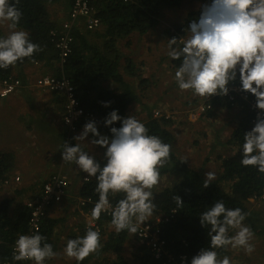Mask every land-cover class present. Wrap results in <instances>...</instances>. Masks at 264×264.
<instances>
[{
	"label": "trees",
	"instance_id": "1",
	"mask_svg": "<svg viewBox=\"0 0 264 264\" xmlns=\"http://www.w3.org/2000/svg\"><path fill=\"white\" fill-rule=\"evenodd\" d=\"M185 1L187 0H106L99 4L97 3V8L99 9L98 16L102 22L101 29H98V31L73 29L71 54L66 59L62 68H60L59 51L51 34L52 32L59 34L62 23L53 20L49 10L59 0H20L17 7L22 12V18L18 29L26 31L29 34L30 40L40 46L41 51L35 53L30 58H24L23 61L17 62L14 66L0 69V82L8 78L21 79L23 88L27 85L25 78L27 75L24 71L26 67H33L36 64L41 65V69L51 67L54 70L55 77H65L70 81L74 87L75 96L85 113L95 117L94 122L100 134L111 138L110 127L104 123L108 115L112 111H117L122 118H127L130 116L134 103L138 101L132 84L126 81L124 73H122L121 62L124 60V62L128 63L124 72L131 71V75H133L132 71H134L135 65L139 62L140 66L145 64L141 60L135 61L131 57L122 55L118 49L119 47H117L120 43L119 41L129 39V41L127 40V46H130V38L133 36L145 37L152 32L156 33L157 30L161 32L159 36L161 37V43L163 42V49L164 47L165 49L168 48V40L172 38L182 39V41L187 39L188 35H190L187 28L193 20H196L200 16L201 10L185 13L183 22L180 24L174 23L173 20H167V17H165V11H178ZM11 2L15 3V0H11ZM72 3L73 0H68V3L65 4L68 11L71 10ZM92 32L95 33L93 34ZM182 46L183 43L181 45L177 43L173 47ZM167 51H169V48ZM148 52L151 54L153 51L151 48H148ZM166 58L167 55L160 60L159 66L166 61ZM181 63L182 60L172 59L170 66L174 70H177L181 66ZM240 83L238 72L235 84ZM151 86L154 85L149 80H144L140 77L139 89L141 92ZM49 94L53 96L58 104L62 105L65 102V97H61L54 92H50ZM200 98L199 100L202 101L206 97ZM104 104H109V106L105 107ZM197 104L198 100H195L193 106ZM225 107L228 108V106ZM222 108V105L220 106L216 102L213 104L212 109L202 116L203 120L209 121L208 125L211 127L213 125L219 126L217 117H222V114H219V110ZM241 116L238 127L231 132L229 140L224 142L231 154L217 157L221 163L220 175L215 181H211V184L207 188L203 185L205 181L203 175L177 156L174 149V136L163 125L162 122L164 121L151 119L143 123L148 129L149 135L157 136L164 143L171 145L169 161L159 170L160 177L165 175L178 176V181L173 186L153 191V202L156 205V209L151 217L157 215L162 220H168V222H162L158 226L160 231L159 238L165 243L163 251L157 258V253L154 252L152 247L146 243H141L136 249V254L133 256V262L130 263L129 260L120 256V252L127 240L134 238L137 243L139 242L136 238V233L131 234L127 230L120 233H117L115 230L108 232L105 227L108 224L111 225L112 209L102 212L99 220L91 218V210L98 201L99 194L95 191L97 187L96 178L88 177V181H84V179L78 180L80 186L76 195L85 202V205L80 209L88 214L90 220L95 223V227H91L84 222L81 225L82 230L80 234L69 236L67 241L83 237L87 230L91 228L92 230H99L101 248L97 253L91 254L85 260L79 262L74 260L73 263L89 264L93 259L97 260L100 258L101 254H107L108 257L106 255L104 257L105 264H179L182 262L191 264L194 256L198 255L202 249L210 246L209 229L201 225L199 216L220 200L224 202L226 208H240L247 214L244 221L245 225L249 226L254 234L263 235L261 231L263 213L259 210L250 209L248 205L251 199L255 200L256 203L259 201L264 202V174L259 173L256 167H245L241 164L244 134L251 131L255 125L251 124L249 115L241 114ZM82 126L83 123H78L76 126L77 131ZM121 126V122L112 125V127L116 128ZM60 135L64 141L69 136L68 145L76 146L77 142L74 137L77 134L75 132L71 135L67 131H63ZM91 138L94 139L95 137L91 135ZM218 138H220V135ZM224 144L217 143L219 147H222ZM81 147L88 153L82 145ZM98 147L103 150L106 149ZM93 157L102 167L107 163L106 158ZM13 163L14 155L12 153L0 154V184L7 181L9 175L13 173ZM57 173L54 172L45 177L48 179L51 175ZM83 173L80 178L83 176L87 177V174ZM76 177L78 178V175ZM47 179H43L42 181ZM30 190L32 192L31 198L38 197V193L36 192L38 189L33 188ZM27 191L21 188L14 192L16 196H22ZM177 195L182 198L183 207L176 205L173 197ZM123 196V193L109 194V201L113 208ZM77 197L70 198L68 202L70 204L76 203L74 198ZM15 200L16 198L12 197L3 199L0 202V264L6 262L12 264H31L33 261L14 262L12 258L10 246L20 235H24L28 231V220L30 217L29 209L25 205L14 209ZM63 222L64 219L62 218L55 219L47 216L42 220L41 229L37 233L47 238L45 242L51 244L56 253L59 251L60 242L55 234V230ZM143 224H151V220L145 221ZM229 235L231 236L233 233L231 232ZM217 251L221 258L225 255L229 258L233 257L230 246L227 250ZM110 253L118 254L117 258L111 259L109 257Z\"/></svg>",
	"mask_w": 264,
	"mask_h": 264
},
{
	"label": "clouds",
	"instance_id": "2",
	"mask_svg": "<svg viewBox=\"0 0 264 264\" xmlns=\"http://www.w3.org/2000/svg\"><path fill=\"white\" fill-rule=\"evenodd\" d=\"M19 2L0 0V24L7 23L11 30L6 37H0V69L14 66L41 51L26 31L18 30L22 18L17 7ZM187 31L190 35L181 42L182 47H173L180 40H168V55L173 60H182L175 72L179 89L199 97L227 96L228 86L239 72L242 91L256 97L255 107L260 110L254 128L244 134L241 164L256 167L264 174V0H212L201 5L200 16L189 24ZM117 122L122 126L112 127ZM104 123L110 127L111 138L101 135L96 123L90 121L74 137L76 146L65 142L62 159L75 163L87 174L85 179L97 180L95 191L99 199L91 210V218L99 220L102 212L112 209L111 225L115 231L135 234L156 209L152 190L159 184V170L169 161L171 145L149 135L146 126L132 115L122 118L117 111H112ZM90 133L95 137L91 141L93 145L106 148L107 163L103 167L78 143L85 141ZM11 177L14 178L10 174L8 180ZM213 179V172L206 173L204 187ZM110 193L124 194L114 208L109 201ZM173 199L178 207H183L179 195ZM246 216L240 208H226L222 200L205 210L199 218L201 225L209 229L210 246L194 256L191 264H231L227 255L221 258L217 251L227 250L229 246L252 254L254 232L245 225ZM153 218L151 222L161 217ZM230 230H235V234L230 236ZM46 239L40 234L20 235L15 242L13 260L44 264L55 258L58 253ZM100 239L99 230L89 228L83 237L68 240L64 253L78 262L83 261L99 251Z\"/></svg>",
	"mask_w": 264,
	"mask_h": 264
},
{
	"label": "rangeland",
	"instance_id": "3",
	"mask_svg": "<svg viewBox=\"0 0 264 264\" xmlns=\"http://www.w3.org/2000/svg\"><path fill=\"white\" fill-rule=\"evenodd\" d=\"M211 2L212 1L209 0H187L182 4V7L178 9V11H165V17H167V20H173L174 23L180 24L183 22V16L185 13L190 11H200L201 5L210 4ZM58 5V3L55 4V6ZM53 6L54 4L51 7ZM63 6H65L64 3L62 6L55 8H62ZM66 7L67 6H65L63 15L58 14L56 16V22L63 23L68 19ZM0 31V37H6L11 30L8 28L7 23H4L0 24ZM95 32L92 33L94 34ZM159 33L161 32L157 30L156 33L152 32L145 37L133 36L130 38V46H127L129 39L119 41L120 43L117 45L122 55L131 57L132 59H135V61L141 60L145 62L143 66L139 65L140 62L135 65V69L132 71L133 75H131V71L127 73L124 72L128 63L124 62V60L121 62L122 73H124L126 81L132 84L138 97V101L134 103L130 115L134 116L141 123H145L151 119L164 121L162 122L163 125L166 129L171 131L174 136V149L179 159L197 169L205 179L206 173L210 171L213 172L214 179L212 181H215L220 175L221 170V163L217 157L228 156L231 154L229 148H227V145L224 144V142L229 140L231 132L238 127L242 116L237 110L231 111L232 109L223 107L219 110V114L221 113L222 117H217L219 126L213 125V127H211L208 125L209 121L205 120L199 122L198 118L200 115L197 108L201 102V100H199L201 98L193 95L191 91H182L179 89L175 80L176 70L170 66L172 59L168 55V48H162L163 42L161 43ZM177 43L181 45L180 41ZM148 48L152 49L153 52L151 54L148 52ZM166 55V61L159 66L158 63H160V60ZM31 72L34 76V79L32 78L33 80L46 75L54 76V70L51 67L43 69L39 68L36 71ZM140 77L144 80H149L154 86L141 92L139 89ZM25 78L26 81H28L29 77L27 76ZM195 100H198V104L193 106ZM21 109L22 108L11 110L8 108L3 110L2 106H0V154L12 153L14 155V171L11 175L20 176L21 180L17 185L21 188L24 187V185H28V183H32L33 180L40 184L43 179H47L46 177L54 172H58L68 179V196L64 199L65 201L61 204H57V206L54 205L47 211L48 217H53L55 219L62 218L64 219V222L55 230V234L60 242V248L57 252L58 255L55 258L46 260L44 264H74L73 262L75 259L67 257L64 253V249L66 248L68 237L73 234H80V231L82 230L81 225H83L82 223L85 222L86 224L87 221L90 220V218L87 217L88 214L80 209L82 207L80 202L81 199L76 195L80 186L78 180L81 181L85 177L83 176L84 178H80L83 172L80 171L75 163H66L62 159L61 151L63 150L65 142L68 144L69 136H67L66 141H64L60 135L64 131L61 125V120L59 119V112H62L61 109H56L58 111V119H55V125L50 124L47 120L49 123V126L47 127L46 120L44 118H42L44 119L42 120L39 117L34 123L32 121L33 126L31 137H26V134L24 139L22 138L18 140L17 138L21 134L24 136L25 133L24 131H21V134H17V131H20L18 125L23 124L25 120L20 114ZM36 115L38 116V113ZM193 116H198L196 117L197 122ZM40 121H42L41 125L38 123ZM4 131L5 134H3ZM82 131H80L77 136L80 135ZM91 135L92 134L90 133L85 141H80L78 143L88 151L89 155L105 158L106 149L103 150L97 145H93L91 143L93 140ZM217 135L218 137L220 135V138H218ZM15 136H17L16 140H14ZM5 137L7 139H12V141L10 142L6 140ZM218 142L223 143L224 145L219 147V145H217ZM14 147H18L19 149H15ZM77 175L78 178L76 177ZM177 181L178 176L175 175L161 176L159 184L152 191H159L171 187ZM13 184L16 183H9L8 185L0 184L1 201L12 197L24 201L29 199V197H32V192L30 191L25 192L22 196H16L14 192L16 186H12ZM31 187L32 186H30V188ZM73 197H77L74 198L76 203L70 204L68 200ZM248 207L253 210H259L264 216L263 201L256 203L255 200L251 199ZM152 219L154 218H148V220ZM105 228L108 232L115 230V228L109 224ZM261 231L263 235L255 233L254 238L251 241L255 247V251L252 254H247L242 248L232 249L233 257L230 258L231 264H264V217L262 220ZM231 232L234 235L235 230H230L229 233ZM139 244H141V242L139 241L137 243L134 238L127 240L124 248L120 252V256L129 260L130 263L133 262V256L136 254V249L139 247ZM105 255L107 256V254H101L100 258L97 260L93 259L89 264H105ZM117 256L118 254L115 253L109 254L111 259H115ZM31 264H34V262Z\"/></svg>",
	"mask_w": 264,
	"mask_h": 264
},
{
	"label": "built area",
	"instance_id": "4",
	"mask_svg": "<svg viewBox=\"0 0 264 264\" xmlns=\"http://www.w3.org/2000/svg\"><path fill=\"white\" fill-rule=\"evenodd\" d=\"M103 1L106 0H73L68 19L61 24L59 34L52 32L53 41L59 51L60 68H62L66 59L71 54L73 29L78 28L79 30L94 31L101 28L102 22L98 16L99 9L97 5ZM180 42H182V40H180ZM34 85L43 91L54 92L61 97H65V102L62 104L63 113L61 125L68 134L72 135L73 132L78 134L84 129L86 123L95 121L93 115H89L83 110L79 100L75 96L74 87L67 78H59L52 75L41 76L34 82ZM228 87L229 94L227 96H212L202 100L197 108L199 115L204 116L212 109L213 104L217 102L220 106L222 105V107L228 106V108L232 110H237L238 113L249 115L251 124L255 125L257 114L260 111L255 107L256 97L251 93L242 91L241 83L235 84V81L230 82ZM21 88V79L8 78L1 81L0 100L15 95ZM78 123H83V126L77 131L76 126ZM20 180V176L11 178L10 180L7 179L4 185L19 183ZM84 181H88V178H84ZM68 182V179L60 173L53 174L42 182L37 191L38 197L34 199L29 197V199L23 201V205L29 209L30 214L28 231L24 235H34L40 231L42 220L48 216V209L52 205L63 203L64 199L68 196ZM80 202L82 206L85 205L83 200ZM162 222H168V220L157 218L155 221L151 222V224H142L136 233L137 240L152 247L154 252L157 253V258L160 256V253H162L165 245L164 241H161L159 238L160 231L158 226ZM87 223L89 226L95 227V223L91 220H88ZM15 242L10 246L12 257L15 249ZM4 264L12 263L6 262ZM179 264H185V262Z\"/></svg>",
	"mask_w": 264,
	"mask_h": 264
},
{
	"label": "crops",
	"instance_id": "5",
	"mask_svg": "<svg viewBox=\"0 0 264 264\" xmlns=\"http://www.w3.org/2000/svg\"><path fill=\"white\" fill-rule=\"evenodd\" d=\"M57 3L59 4L58 6H55V4H54L53 7L49 8L50 14H51L53 20H56V16L58 14H62V15L64 14V10H65L66 5L63 6L62 8H55V7L62 6L63 3L67 4L68 0H59V2H57ZM69 11L67 9L68 14H69ZM40 67H42V66L41 65H34V67H26L24 71H25L26 75L29 77L26 87L19 89L15 95L10 96L8 99L0 101V106H2L3 110L8 109V108L11 110H18L19 108H22L20 111V114L22 115V117H24L25 120H24L23 124H19L20 126L18 125V127L20 128V131H17V134H19V133L21 134V131H24L25 133H24V136L21 134L18 138H17V136H15L14 140H16V138L18 140H20L22 138L24 139L26 134H27L26 137L30 138L32 135L33 123H34V121H36L37 118L39 119V117L41 119L44 118L46 120V126L47 127L49 126V123L47 122V120L50 122V124L55 125V123H54V122H56L55 119H58V117H57L58 111L56 109H59V108L62 111V112H59V119L61 120V123H62V113H63L62 105L58 104L54 100L53 96L51 94H49L50 92L46 93V91H43V90L37 88L33 84L35 80H33L34 76H33L31 71H36ZM30 79H32V80H30ZM231 111H233V110H231ZM37 113H38V116L36 115ZM196 117H198V116H193V118L195 120H196ZM199 118H201V119H199ZM199 118H198L199 122H202L203 117L199 116ZM44 119H42V120H44ZM32 121H33V123H32ZM196 122H197V120H196ZM38 123H40V125H41L42 121H40ZM3 134H5V131L3 132ZM6 140H8L10 142L12 141V139H7V138H6ZM14 148L19 149L18 147H14ZM15 177H17V175L14 176V178ZM11 178H13V177H11ZM42 182L43 181H41V183L39 184L35 180H33L32 183H28V185H24L25 188L24 187H22V188L26 189L28 191H31L30 189H33V188L37 189V187L40 188ZM1 185H4V184L2 183ZM12 186H16V188L14 190L21 189V187H19L17 184H13ZM30 186H32L33 188L32 187L30 188ZM0 202H1V200H0ZM21 205H22V201L16 199L13 207L15 209L16 206L19 207Z\"/></svg>",
	"mask_w": 264,
	"mask_h": 264
}]
</instances>
